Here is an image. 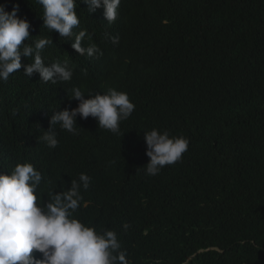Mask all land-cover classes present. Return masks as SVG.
Listing matches in <instances>:
<instances>
[{
  "label": "trees",
  "instance_id": "trees-1",
  "mask_svg": "<svg viewBox=\"0 0 264 264\" xmlns=\"http://www.w3.org/2000/svg\"><path fill=\"white\" fill-rule=\"evenodd\" d=\"M141 1L123 2L134 29L125 41L130 62L103 61L107 71L95 80L79 72L47 86L21 68L0 82V171L71 157L73 171L101 191L80 219L97 232L115 231L129 264H264V0H146L138 12ZM0 4L19 5L31 24L29 43L53 38L56 57L67 49L42 25L36 0ZM73 87L127 93L135 110L119 135L89 117L76 136L61 128L48 150L41 137L65 107L56 104L77 106ZM23 93L47 96L34 104ZM153 128L189 145L149 176L143 132Z\"/></svg>",
  "mask_w": 264,
  "mask_h": 264
},
{
  "label": "clouds",
  "instance_id": "clouds-1",
  "mask_svg": "<svg viewBox=\"0 0 264 264\" xmlns=\"http://www.w3.org/2000/svg\"><path fill=\"white\" fill-rule=\"evenodd\" d=\"M145 1L131 5L140 12ZM36 2L43 8L42 25L63 37L67 49L56 57L53 38L33 37L29 43L31 24L18 16L19 5L6 11V5L0 4V82H7L11 74L20 75L21 68L24 76H37L47 86L66 83L79 72L95 80L107 71L103 61L121 57L123 64L130 62L125 41L134 29L127 23L124 0ZM22 57L31 63L22 64ZM23 94L34 104L47 96ZM69 99L76 100L77 106L56 104L65 107L53 112L49 129L41 137L48 150L57 147L61 128L76 136L80 120L89 117L110 135H119L121 122L135 110L127 93L111 88L104 94L85 95L73 87ZM51 101L54 104L52 96ZM143 139L149 176L179 161L189 145L186 137L155 128L143 132ZM100 194L87 174L73 171L71 157L41 164L18 162L0 171V264H129L131 253L122 250L115 231L97 232L79 217L92 211Z\"/></svg>",
  "mask_w": 264,
  "mask_h": 264
}]
</instances>
